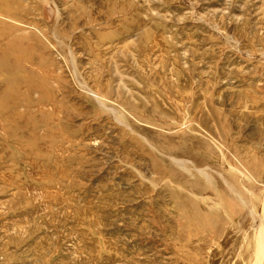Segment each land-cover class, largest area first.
Instances as JSON below:
<instances>
[{
	"label": "rangeland",
	"instance_id": "rangeland-1",
	"mask_svg": "<svg viewBox=\"0 0 264 264\" xmlns=\"http://www.w3.org/2000/svg\"><path fill=\"white\" fill-rule=\"evenodd\" d=\"M259 248L264 0H0V264Z\"/></svg>",
	"mask_w": 264,
	"mask_h": 264
},
{
	"label": "bare ground",
	"instance_id": "bare-ground-1",
	"mask_svg": "<svg viewBox=\"0 0 264 264\" xmlns=\"http://www.w3.org/2000/svg\"><path fill=\"white\" fill-rule=\"evenodd\" d=\"M259 252L260 253H264V248H259ZM256 259H257V255H256ZM251 263V262H250Z\"/></svg>",
	"mask_w": 264,
	"mask_h": 264
}]
</instances>
